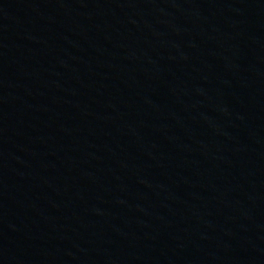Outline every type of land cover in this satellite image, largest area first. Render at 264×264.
<instances>
[{
	"label": "water",
	"instance_id": "obj_1",
	"mask_svg": "<svg viewBox=\"0 0 264 264\" xmlns=\"http://www.w3.org/2000/svg\"><path fill=\"white\" fill-rule=\"evenodd\" d=\"M0 264H264V0H0Z\"/></svg>",
	"mask_w": 264,
	"mask_h": 264
}]
</instances>
